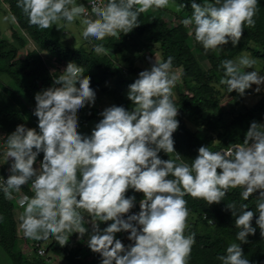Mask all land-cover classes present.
Listing matches in <instances>:
<instances>
[{"label": "clouds", "instance_id": "9594fccd", "mask_svg": "<svg viewBox=\"0 0 264 264\" xmlns=\"http://www.w3.org/2000/svg\"><path fill=\"white\" fill-rule=\"evenodd\" d=\"M169 3L89 0V11L77 0H17V7L29 24L41 29L62 20L79 21L83 40L93 43L94 52L106 54L104 44L95 41L130 33L139 26L141 12ZM188 3L192 15L181 23L192 26L189 35L208 52L223 50L229 42L233 47L239 44L244 29L255 25L259 0ZM173 59L155 60L140 71L127 86L132 108L105 107L89 134L79 130L78 114L95 105L96 91L91 77L82 78L80 67L69 63L59 75H52L51 86L35 94L32 114L38 118L37 127L19 124L0 136L9 162L7 178L0 175V191L11 199L13 192L31 182L34 193L19 199L23 208L19 228L25 239L54 238L63 246L72 234L78 238L87 234V246L100 255V264H187L195 234H185L189 216L185 197L219 204L229 189L241 188V199L254 198L255 209L248 203L238 208L235 202L226 204L240 243L229 244L217 259L220 264H250L241 244L257 228L264 237V123L253 120L242 143L218 151L201 145L190 164L181 160L173 138L179 127V108L172 99L179 78L172 71ZM255 64L250 56L222 60L220 83L241 96L253 85V91L261 92L264 75ZM161 152L176 153V159H162ZM130 190L142 193V198L127 195ZM137 203L139 211L133 212ZM102 223L106 227L101 228ZM121 232L128 234L129 244L117 238Z\"/></svg>", "mask_w": 264, "mask_h": 264}, {"label": "trees", "instance_id": "16d2710c", "mask_svg": "<svg viewBox=\"0 0 264 264\" xmlns=\"http://www.w3.org/2000/svg\"><path fill=\"white\" fill-rule=\"evenodd\" d=\"M170 1L175 3L187 17L192 15L193 10L188 0ZM3 2L11 17H15L13 21L17 28L23 33L12 32L11 38L16 45L0 39V74L7 76L17 91L0 83V91L8 99L6 105L0 104V129L6 135L14 131L19 124L29 128L37 127L38 118L32 114L35 107L34 96L53 84L52 74L43 61L41 53H46L58 67L69 63L78 65L83 78L91 77L90 86L96 92L110 96L116 105L131 109L124 101L122 93L135 79H124L118 70L113 69V60L104 55L95 56L91 51L75 50L63 45L60 35L51 26L41 29L29 24L27 16L17 7V0H3ZM254 19L255 25L244 29L239 44L233 47L229 42L223 46V50L205 52L195 41L194 35L187 34L184 26L169 28L161 18L145 12L140 13V24L130 33L121 34L117 40L107 39L105 47L118 51L122 44L132 38H146L148 43L158 46L161 61L168 56L174 58L173 68H179L180 79L186 89V93L178 94L177 99L173 100L179 108L177 116L179 127L173 133L174 146L181 155L180 159L189 164L198 154L197 150L201 145H207L210 150L218 151L230 147L232 143H242L253 120L258 123L264 122V94L259 95L248 89L241 96L235 90L229 92L224 85V93L235 102H242L247 95H254L260 99L253 107L237 115L230 124L221 126L220 116L214 113L218 109V101L213 96L218 92L211 84L213 74L223 77L221 61L224 59H234L241 53L247 52L252 58L264 62V0H259ZM189 38L193 41L196 52L209 64L210 68L207 71L203 70L196 61L188 46ZM28 40L33 43L35 49L21 56L19 50L26 47ZM122 60L131 74L139 72L131 60L126 58ZM111 79H116L113 88L104 87ZM187 82H192L193 85L187 87ZM187 115L198 123L207 135L198 136L189 130L184 123ZM159 155L165 160L176 159V153L167 155L161 152ZM42 159V155L38 157V160L42 161ZM241 191V188L231 189L224 197V201L212 205L203 199L185 197L188 201L189 214L196 216V221L185 231L186 235L195 234V243L187 264H220L217 256L223 254L229 244L240 243L236 240V232L239 229L235 227V218L225 206L235 202L238 208L240 203H248L250 208L255 209V199L250 196L248 201H243L240 196ZM19 193L30 198L34 195L28 185L22 186ZM133 194L136 195L137 201L142 198V193H133L131 190L127 193V195ZM14 210V205L7 201L4 193L0 191V246L8 254L12 264H100V260L88 246L83 248L71 246L70 239L76 233L72 234L63 246L54 238L40 241L48 242L45 248L46 258H40L35 253L31 258H24L22 253L15 251L18 233L22 230L19 228L20 220L15 218ZM132 211H139L138 203ZM209 222L214 223V226L210 227ZM253 226L255 227V217ZM241 247L250 264H264V237L260 235L259 228L254 235H249L248 242L242 243ZM47 260L50 263H47Z\"/></svg>", "mask_w": 264, "mask_h": 264}, {"label": "rangeland", "instance_id": "374dc122", "mask_svg": "<svg viewBox=\"0 0 264 264\" xmlns=\"http://www.w3.org/2000/svg\"><path fill=\"white\" fill-rule=\"evenodd\" d=\"M84 1L85 0H77V3L79 4ZM144 12L151 14L154 17L161 18L167 24L169 28H174L179 25L184 26L181 23V21L184 18H188L184 13L181 12L179 7L171 1L169 5L166 7L150 8ZM5 17H7V19H5ZM51 27L57 34L60 35L61 42L63 45L71 49H75V50L91 51L94 53L95 56L104 55V56H107L110 60H113L112 62L113 69L118 70L124 79L133 80L137 78L138 73L146 68H150L151 64L154 63L155 60L157 62H162L158 46L148 43L146 38H132L131 40H128L127 42L122 44L121 47L118 49V51L117 50L113 51L112 49L105 47L107 49L106 54H98L94 52L93 50V43L86 42L83 40L82 38L83 29L80 26L79 21L75 22L74 24H67L65 21L62 20V21L57 22L54 26H51ZM191 27L192 26H189L188 28H186L184 26L185 31L187 32L188 35H189V31ZM13 31L19 34H23L17 28L16 24H14V21L11 15L9 14L7 10V6L4 4L3 0H0V34H1L0 39L6 40L7 42L13 43L14 45H16V43L13 42L11 38V34ZM106 42H107V37L105 38L104 41H95L94 43H102L105 46ZM188 46L192 50L196 61L199 63V66L203 70L207 71L210 68L209 64L207 63L206 59L201 54H198L196 52V50L193 47V41L190 38L188 40ZM252 47L253 46L251 45L250 48ZM34 49H35V46L33 45L31 41L28 40L26 47L24 49L19 50V54L23 56L25 53L32 51ZM41 56L47 68L51 72V74L53 70H55L56 73L52 74L54 77L56 75H59L60 71L66 67V65L58 67L56 64L52 62V59L46 53H41ZM240 56H250V55L247 52H243L237 57H240ZM122 58L131 60L135 68H137L139 72H137L136 74H131L128 71V67L126 63H124ZM254 59L256 60L255 69L258 72H260L261 75H264V62L260 59H256V58ZM172 71L177 73L179 76L176 82V85L173 89L174 95L172 97L173 100H176L178 94L186 93V89L180 79L179 68H173ZM221 78L222 77L218 76L217 74H213L211 77L212 79L211 84L214 87V89L217 90L218 92L217 95L213 96V98L218 101V109H216L214 113L220 116L221 118L220 125L223 126V125L230 124L233 120H235L237 115L242 114L248 108L253 107L257 103V101L260 99V97H256L254 95H247L243 99L242 102L240 103L235 102L224 93L223 86L225 84L220 83ZM115 80L116 79H111L107 81L104 87L113 88L115 84ZM0 83L3 84L5 87L17 92L15 88L13 87L10 79L7 76L0 74ZM186 84H187V87H190L193 85L192 82H187ZM255 87L256 85H253L251 89L253 90ZM127 91H128V87L123 91L122 97L124 101L128 103L129 107L132 108V102L127 99ZM258 94L259 95L264 94V88H262L261 92H259ZM7 103H8V99L0 91V104L6 105ZM113 104H115V102L110 96H105L101 92L97 91L95 105L91 108L86 106L78 114L79 123H80L79 130L82 133L89 134L94 123L100 119V117L98 116V113L101 112L105 107H108ZM205 115L206 113L203 114V116ZM184 123L186 124L189 130L196 133L198 136L207 135L204 132V130L201 128V126L198 123H195L190 118V116L187 115L185 117ZM0 136H6V133L1 129H0ZM2 140H3V137H0V146H1ZM8 168H9V162H6V160L4 159L3 153L0 147V175L2 176L6 175ZM28 187L30 188V190H32L31 182H29ZM230 190L231 189H229V191ZM15 197L18 198V202H19V199L21 198V194L16 192ZM22 212H23V208L21 206H19V208H16L14 210L15 218L19 220V216ZM195 221H196V216L189 214L188 219H187L186 230L190 228ZM208 225L210 227H213L214 223L209 222ZM100 227L104 228L106 227V224L102 223ZM127 235L128 234L124 232L116 234V236L119 239H121V241H128ZM86 240H87V234H85L83 238H78V234H76L73 238L70 239V244L72 247H82L83 248L84 246H87ZM31 242L32 240L25 239L23 232L19 231L15 251L22 253L24 258H31L33 256ZM44 243H45V246L48 244V242H44ZM0 264H12L10 257L3 250L1 246H0Z\"/></svg>", "mask_w": 264, "mask_h": 264}, {"label": "built area", "instance_id": "2783aa9c", "mask_svg": "<svg viewBox=\"0 0 264 264\" xmlns=\"http://www.w3.org/2000/svg\"><path fill=\"white\" fill-rule=\"evenodd\" d=\"M83 4H85V6L89 7V11H90V5H89V0H85L84 2H82ZM108 39H119V36L117 37H107ZM53 80V79H52ZM4 140V138H3ZM3 140L1 142V151L3 153V157L4 159L6 160L5 156H4V151H5V145L3 144ZM36 165H34L35 167ZM7 175H8V171H7V174L4 175L5 179L7 178ZM15 194L16 192H13V195H12V198L11 199H8L6 198L7 201L11 202L13 205H14V208H19V202H18V198L15 197ZM23 196V195H21ZM125 245L129 244L130 242L129 241H122ZM31 248H32V252L35 253L36 256L40 257V258H46V251H45V243L44 242H40V241H35L33 240L31 242ZM96 254V257L101 260V257L98 253H95ZM47 263H50L48 260H47Z\"/></svg>", "mask_w": 264, "mask_h": 264}, {"label": "crops", "instance_id": "0c3cea01", "mask_svg": "<svg viewBox=\"0 0 264 264\" xmlns=\"http://www.w3.org/2000/svg\"><path fill=\"white\" fill-rule=\"evenodd\" d=\"M14 24H15V22H14ZM118 238V237H117Z\"/></svg>", "mask_w": 264, "mask_h": 264}]
</instances>
